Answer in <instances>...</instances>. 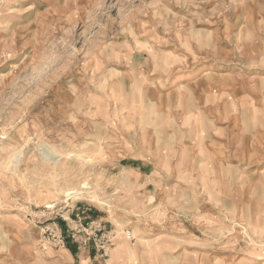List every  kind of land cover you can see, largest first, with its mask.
<instances>
[{
  "label": "rangeland",
  "instance_id": "obj_1",
  "mask_svg": "<svg viewBox=\"0 0 264 264\" xmlns=\"http://www.w3.org/2000/svg\"><path fill=\"white\" fill-rule=\"evenodd\" d=\"M0 264H264V0H0Z\"/></svg>",
  "mask_w": 264,
  "mask_h": 264
},
{
  "label": "bare ground",
  "instance_id": "obj_2",
  "mask_svg": "<svg viewBox=\"0 0 264 264\" xmlns=\"http://www.w3.org/2000/svg\"><path fill=\"white\" fill-rule=\"evenodd\" d=\"M215 73V72H214ZM209 73L208 72H206V73H204L203 75H202V77H204V76H206V75H208Z\"/></svg>",
  "mask_w": 264,
  "mask_h": 264
},
{
  "label": "built area",
  "instance_id": "obj_3",
  "mask_svg": "<svg viewBox=\"0 0 264 264\" xmlns=\"http://www.w3.org/2000/svg\"><path fill=\"white\" fill-rule=\"evenodd\" d=\"M127 236H129V233H127Z\"/></svg>",
  "mask_w": 264,
  "mask_h": 264
}]
</instances>
